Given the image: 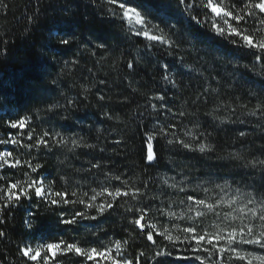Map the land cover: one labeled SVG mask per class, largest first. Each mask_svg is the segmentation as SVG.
Here are the masks:
<instances>
[{"label":"trees","instance_id":"16d2710c","mask_svg":"<svg viewBox=\"0 0 264 264\" xmlns=\"http://www.w3.org/2000/svg\"><path fill=\"white\" fill-rule=\"evenodd\" d=\"M163 2H170L171 7H162L161 0H130L132 6L140 4L139 10L147 11L149 18L154 17L153 22L161 27L165 24H176L177 35L173 39L185 38L189 41L180 49V55L186 57L187 63L195 64L199 72L189 73L178 63V56L167 55L163 49L150 50L134 69H127L126 61L134 58L138 51L142 52L143 44H138L136 38L128 37L121 29L120 21L105 13L99 0L95 4L92 0H5L8 7L0 5V138L17 134V130L7 127L6 121L28 115L35 117L34 125L38 126V133L42 130L39 127L42 125L44 129L56 128L67 134L83 136L89 143H99L107 151L100 153L97 148L93 154L96 157L103 156L107 168L132 177L130 183H139L149 175L153 179L164 175L174 176L177 181L186 175L192 181L211 180L222 184L227 180L232 184V190L240 187L247 191L253 184L257 188L264 184L258 170L253 173L250 169L238 167L230 160L217 158L218 155L226 157L232 151H240L249 159L260 155L264 133L257 127V119L246 117V110L239 108L238 104L251 101L249 108L254 106L256 101L247 96L246 91L248 88L259 90L264 83V77L243 67L245 64L250 65L248 53L237 50L226 40L215 37L194 22L190 23L187 16L181 15V11L175 7V0ZM32 15L38 17L35 23L28 21V17ZM181 25L184 29L183 37L180 32ZM61 37L69 39L71 44H59ZM101 42L107 46L106 49H96V45ZM89 50L96 51L97 55H91ZM101 56L105 58L101 59ZM73 59H79L80 63L65 68V61ZM226 61L233 62L228 65L227 75L223 67ZM165 63L170 65L173 75L179 73L177 79L181 83L180 91L166 86L160 79V65ZM234 67H238V70L233 75ZM213 76H222L223 80L217 84V81L212 79ZM100 81L105 83L101 84ZM129 81L133 82L139 92H134L132 87H129ZM206 83L219 87L220 99L234 102L233 106L237 107L234 114L222 108L217 115L231 116L232 120L239 118L245 123L220 124L215 121L213 124L204 112L212 110L218 103L214 98H210L207 103L203 99L192 103ZM81 84H95L87 99L79 94ZM228 84L233 87L229 88ZM162 88L167 91L170 106L195 113L187 117H177L173 122L183 120V126L191 128V121L198 119L204 126L200 131L207 129L212 132L209 139L216 144L217 153L201 155L179 147L171 148L161 141L157 145L159 162L147 172H142L145 164L140 156L144 139L142 133L145 126L150 127L153 122V117L145 111L146 100ZM98 95H105L110 99L98 102ZM125 96L128 97V102L120 103ZM237 96L243 99L235 101ZM68 97L77 100L76 106L70 112L61 108L58 110L59 115L45 113L52 102L64 105ZM184 101L188 103L185 104ZM104 111L119 114L123 117V122L107 120L103 115ZM141 112H144L143 120L140 117ZM165 115L161 113V118ZM64 116H70V119L63 120ZM260 124H264V121H260ZM95 129L102 131L99 142L96 140ZM240 130L249 133L246 139L238 138L237 133ZM115 140H121L122 143L117 146L114 144ZM8 147L11 149L13 146ZM89 151L78 149L76 156H70L71 167L59 163L65 158L59 152L42 151L38 157L44 164L42 175L49 180H58L60 174H73L74 168H88V160L92 159V156L87 154ZM17 155L21 159L29 158L23 148L17 151ZM25 170L6 169L5 174L10 179L23 180L25 177L22 173ZM134 173L141 175L137 177ZM74 175L79 177L86 173ZM56 187L59 189L61 185L57 183ZM150 188L157 194L161 191L157 184H151ZM190 190L191 186L188 188V191ZM167 191L168 197L177 203L185 196V193L172 189ZM168 197L164 198L165 204ZM175 210L179 211V208L175 207ZM60 211V208L41 202L38 198L24 199L13 207L7 214V223L4 226L8 236L0 240V264H20L16 249L22 242L35 246L37 243L56 242L63 238L69 242L77 240L86 245L96 239L90 233L97 232L100 240L107 244L109 240L126 238V229L131 230L128 224L130 217H122V209L112 211L110 215L106 214L96 221L81 220L77 225L68 227L58 222ZM153 215L163 221V217H159L154 209ZM212 219L211 216L207 217L203 221L204 226ZM25 220L32 221L31 230L25 226ZM157 239L160 240L159 237ZM163 243L166 244L167 241ZM244 248L250 251L258 250L257 246L245 245ZM141 250L146 251L149 257L155 251L137 234L125 254L132 256ZM176 254L207 255L185 252L184 246H178ZM59 259L63 264H78L81 260L74 254L60 256ZM169 261L170 264H199L197 261H181L174 257L166 258L164 264H169ZM101 264L105 262L101 261ZM147 264H155V260L149 259Z\"/></svg>","mask_w":264,"mask_h":264},{"label":"snow or ice","instance_id":"6c2138e0","mask_svg":"<svg viewBox=\"0 0 264 264\" xmlns=\"http://www.w3.org/2000/svg\"><path fill=\"white\" fill-rule=\"evenodd\" d=\"M92 2L95 4L97 0ZM99 2L107 15L120 21L121 29L128 37L136 38L138 44H143L144 50L138 51L134 58L126 61L127 69H134L150 50L163 49L167 55L178 56V63L189 73L199 72L195 64L187 63L186 57L180 55V49L189 41L185 38L173 39L177 35L176 24H165L161 27L160 24L153 22L154 17L149 18L150 14L147 11L139 10L140 4L132 6L130 0H99ZM0 5L4 8L8 7L5 0H0ZM161 6L171 7V3L164 4L161 0ZM175 7L181 11V15L187 16L190 23L194 22L215 37L226 40L237 50L248 53L250 65L245 64L243 67L256 71L257 75L264 77V0H175ZM37 19L35 15L28 17L29 23H35ZM180 32L183 37V25ZM58 43L69 46L71 41L61 37ZM106 47L102 42L96 45V49H106ZM89 52L93 56L97 55L96 51L89 50ZM104 58L101 56V59ZM79 63V59L65 61V68ZM232 63V61L224 63L226 75L228 65ZM160 67L162 69L160 79L164 84L180 91L181 83L177 79L179 73L173 75L168 63ZM237 70L238 67H234L232 74L234 75ZM212 79L219 84L223 77L213 76ZM100 83L103 84L105 81ZM79 87L81 90L79 94L87 99L95 84L91 86L81 84ZM129 87H132L134 92H139L132 81H129ZM228 87L231 88L233 85L228 84ZM246 95L256 103L249 108L251 101L242 102L238 107L246 110L244 112L246 117L256 118L257 127L264 133V124H260V121H264V83L259 90L248 88ZM210 98H214L218 103L212 110L205 111L204 115L213 124L215 121H219L220 124L245 123L239 118L232 120L231 116L217 115L222 108L234 114L237 107L233 106L234 102L221 100L219 87H213L209 83H206L192 103L195 104L201 99L207 103ZM106 99L110 97L98 95V102ZM242 99L237 96L235 101ZM119 102L127 103L128 97H123ZM146 102L145 111L153 117V122L150 127L145 126L142 133L144 139L140 156L145 162L142 172H147L159 162L157 145L161 141L171 148L179 147L201 155L217 153L216 144L209 139L212 132L207 129L200 131L204 126L198 119L191 121V128L183 126V120L178 123L173 122L177 117H187L195 113L183 109L177 110L170 106L165 89L162 88L148 96ZM184 103L188 102L184 101ZM76 104V98L68 97L64 105L52 102L45 113L59 115L58 110L61 108L70 112ZM161 113L166 114L163 119ZM103 115L107 120L123 122V117L119 114L104 111ZM140 117L143 120L144 112L140 113ZM34 119L35 117L25 115L6 121L7 127L17 130V134L0 138V146H2L0 147V240L8 236L4 226L9 211L22 200L33 198L60 208L58 222L65 227L77 225L81 220L96 221L99 217L122 209L121 216L130 217L128 224L131 230L126 229V238L109 240L107 244L100 240L97 232L90 233L96 239L86 245H82L77 240L69 242L63 238L56 242L37 243L35 246L22 242L16 249L20 264H63L59 257L67 254L81 258L78 264H101V261L105 264H147L149 259L155 260V264H164L166 258L173 257L181 261L194 260L199 264H253V261L264 264V184L259 188L253 184L247 191L240 187L232 190V184L227 180L222 184L211 180L192 181L186 175L179 181L174 176L164 175L153 179L149 175L139 183H130L132 177L107 168L105 158L93 154L97 148L100 153L106 152L105 147L100 146L99 143H89L83 136L67 134L56 128L44 129L42 125L39 126L42 130L38 133ZM62 119L68 120L70 116H64ZM95 131L96 140L99 142L102 131L100 129ZM248 135L249 133L243 130L237 133L241 140L246 139ZM121 143V140L114 141L117 146ZM9 145L13 147L10 149ZM21 148L27 151L28 159H21L17 155V151ZM78 149L90 150L87 154L92 156V159L88 160V168H74L73 174H60L58 180H49L42 175L44 164L38 159L42 151L59 152L65 157L59 163L71 167L69 158L76 156ZM261 157H264V144L260 145V155L250 159L240 151L229 152L226 157L218 155L217 158L230 160L238 167L250 169L253 173L258 170L261 179L264 180V158ZM18 168L26 169L22 173L25 179L13 180L5 174L6 169ZM76 173H86V175L76 177L74 175ZM134 175L139 177L141 174L134 173ZM57 183L61 185L59 189L56 187ZM151 184L161 187L159 194L152 192ZM189 186H191L190 191H188ZM168 189L185 193V196L177 203L168 197ZM165 197H168L167 204L164 201ZM175 207H178L179 211H176ZM153 209L159 217H163L162 222L153 215ZM93 212L95 214H92ZM209 216L213 219L204 226L203 221ZM179 221L184 223L181 224ZM24 224L29 230L33 228L31 220H25ZM137 234L145 239L148 246L155 249L151 257L143 250L132 256L125 254ZM157 237L160 238L159 241ZM163 241L167 243L164 244ZM243 245L257 246L260 251H248L242 247ZM178 246H184L185 252L207 255H177Z\"/></svg>","mask_w":264,"mask_h":264},{"label":"rangeland","instance_id":"374dc122","mask_svg":"<svg viewBox=\"0 0 264 264\" xmlns=\"http://www.w3.org/2000/svg\"><path fill=\"white\" fill-rule=\"evenodd\" d=\"M245 245H243L242 247H244ZM248 251H250V250H248ZM256 251H260L259 249L258 250H256ZM253 263L254 264H258V262L257 261H253Z\"/></svg>","mask_w":264,"mask_h":264},{"label":"water","instance_id":"95a60500","mask_svg":"<svg viewBox=\"0 0 264 264\" xmlns=\"http://www.w3.org/2000/svg\"><path fill=\"white\" fill-rule=\"evenodd\" d=\"M194 261V260H191V262Z\"/></svg>","mask_w":264,"mask_h":264}]
</instances>
